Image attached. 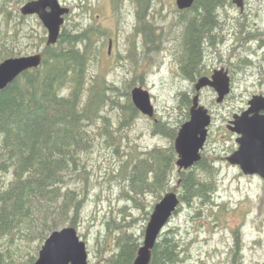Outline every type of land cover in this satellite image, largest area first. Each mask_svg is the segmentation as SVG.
I'll return each mask as SVG.
<instances>
[{
  "label": "rangeland",
  "instance_id": "374dc122",
  "mask_svg": "<svg viewBox=\"0 0 264 264\" xmlns=\"http://www.w3.org/2000/svg\"><path fill=\"white\" fill-rule=\"evenodd\" d=\"M26 1L28 0H23ZM59 1L70 8L69 14L65 15V26H92L98 32L95 35L97 55L89 64L87 86L113 87L115 89H108L107 93L117 95L123 104L128 103V100L133 102L131 92L135 87H141L151 95L154 116L140 112L129 126L119 130L116 128L119 122L117 116L121 115L119 109L105 107V114L115 124L111 128L114 140L120 142V148L122 146L125 151L131 152V158L134 153L170 146L168 138L154 133V122L162 119L179 130L182 123L188 120L190 108V104L181 100V94H188L191 99L195 95L181 71L184 25L180 18L184 14L177 7L176 0H145L146 19L155 26L156 46L145 45L141 31L139 1L144 0H119L116 8L115 0ZM228 1L219 11L221 24L217 29L219 37L228 38L222 49L226 54L229 53L228 46L233 40H229L230 34L237 31L240 22L244 21L239 9ZM19 8L17 3L8 4L0 0V62L8 57L41 52L44 47H37L33 43L21 46L9 42L16 35L15 27L20 23L26 29L33 30L37 41L36 36L40 34L47 38L48 31L41 20L33 15L26 16L22 21L19 16L21 11H17ZM248 9L250 26H255L254 23L257 22L259 27L255 29L264 31V0L248 4ZM258 9L259 14H255ZM20 32L17 37H20ZM3 43L8 47H15L21 54L6 57L7 51L4 50ZM221 44L219 47H222ZM212 53V58H215L220 50ZM243 53L246 54L240 52L241 55ZM260 56L254 59L259 61ZM237 61L238 57H235L234 62ZM211 64L225 65V61L221 63L217 57ZM240 72L237 68L233 69L235 76H239ZM262 76L258 66L250 68L246 79L242 78V81L236 83V89H239L230 94L222 106L217 104L218 95L212 90L205 89L200 93V102L206 108L215 109V119L209 127V137L202 152L206 161L214 167L216 186L213 202L200 213L197 207L184 205L172 216L165 228L179 229L183 259L181 264H264V181L242 173L222 158L230 154L228 147L232 143L228 131L224 129V114H220L231 112L247 101L255 91L263 90L264 86L258 83ZM241 86H247L248 89L244 91L240 89ZM92 135L95 137V145L88 153V178L85 181L88 200L76 228L80 238L86 242L88 264H111L108 259L119 250L117 238L123 232L132 233L138 238L143 234V242L147 223L160 199L155 201L156 198L151 193L137 196L133 194L135 199L128 198L123 193L124 188L128 189L123 180L124 175L121 177L118 174L120 166L128 157L127 153L117 156L114 146L107 143L104 134H99L96 130ZM174 141L175 139L173 145ZM196 165L187 171H198L199 167H195ZM179 172V167L175 165L166 192L179 193ZM129 190L130 188L127 191ZM148 210L151 213L147 218ZM118 222L123 224L119 227ZM44 241L33 237L29 239L24 234L14 237L0 235V264H28L32 257L36 260Z\"/></svg>",
  "mask_w": 264,
  "mask_h": 264
},
{
  "label": "trees",
  "instance_id": "16d2710c",
  "mask_svg": "<svg viewBox=\"0 0 264 264\" xmlns=\"http://www.w3.org/2000/svg\"><path fill=\"white\" fill-rule=\"evenodd\" d=\"M226 2L196 0L195 11L188 19L193 24L189 27V39H183L182 73L187 60L186 47L190 46L192 56L198 54L200 33L209 31L215 16L214 7L224 6ZM118 3L119 0H115V8ZM145 4V0L139 1L141 31L145 45L156 46L155 26L146 19ZM19 16L23 20L27 18ZM180 21L184 23L187 19L181 17ZM18 25L16 35L9 42L21 46L24 43L44 45L43 60L39 67L24 71L0 91V235L24 234L29 239L45 240L52 231L65 225L77 227L88 200L85 183L88 153L95 145L92 134L96 130L107 137V143L114 146L117 156L127 153L118 173L121 177L124 175L123 180L130 188L129 191L124 188L123 193L132 199L148 193L156 198L155 201L161 199L175 171L177 153L173 140L178 128L158 119L153 125L154 133L168 138L170 146L134 153L130 158L131 152L120 148V142L114 140L111 127L115 124L105 114V107L119 109L117 130L129 126L140 111L133 102L128 100L123 104L117 95L107 93L108 89H115L113 87L87 86L89 64L97 55L95 35L98 32L92 26L69 28L64 24L57 43L47 45L46 37L40 34L36 36L37 41L33 30L21 23ZM19 31L20 37H17ZM3 44L6 57L21 54L15 47ZM1 53L3 56V51ZM192 56L190 61H194ZM181 98L183 103L190 104L187 94L182 93ZM197 166L198 171L178 173L181 202L175 213L184 205L197 207L200 213L213 202L214 167L204 157ZM150 213L148 210L147 218ZM117 224L120 227L123 223ZM179 233L175 227L161 233L150 264L183 263ZM142 236L138 238L123 232L117 238L119 250L108 261L133 264L143 243ZM34 262L32 257L28 264Z\"/></svg>",
  "mask_w": 264,
  "mask_h": 264
},
{
  "label": "water",
  "instance_id": "95a60500",
  "mask_svg": "<svg viewBox=\"0 0 264 264\" xmlns=\"http://www.w3.org/2000/svg\"><path fill=\"white\" fill-rule=\"evenodd\" d=\"M194 1L176 0V4L182 10L191 7ZM233 1L238 6L243 5V0ZM69 12L70 8L63 6L59 0H29L21 8L22 15H37L46 27L48 31L47 45L57 43L65 23V15ZM42 60V52H37L30 55L8 57L1 61L0 91L24 71L39 67ZM206 85L214 86L218 90V102L223 101L230 92L228 77H222L220 72L214 74V80H210L206 76L200 78L196 88L199 91ZM131 95L133 104L141 113L154 116L155 108L147 90L135 87ZM262 101H264L262 95H255L250 102L252 105H256ZM260 108H264V105H260L257 110ZM248 113L249 111L244 112L238 116L237 121H234L237 127L233 130H237L241 134L238 139L240 145L239 149L228 157V160L233 164H241L245 174H259L264 178V116L256 115L248 118ZM211 123L212 115L208 108L200 104V95L197 93L193 97L190 107V117L182 123L174 141L177 153L176 165L180 171L188 170L202 159V150L207 142ZM180 202L179 193L168 191L155 204L146 226L143 243L138 249L133 264L151 263L153 249ZM33 264H88L86 242L80 238L75 226L70 225L56 229L45 239Z\"/></svg>",
  "mask_w": 264,
  "mask_h": 264
},
{
  "label": "flooded vegetation",
  "instance_id": "af4514ba",
  "mask_svg": "<svg viewBox=\"0 0 264 264\" xmlns=\"http://www.w3.org/2000/svg\"><path fill=\"white\" fill-rule=\"evenodd\" d=\"M256 1L257 0H243L242 6H238V4H236L233 0L228 1L229 3L231 2V4H233L235 7L239 9L240 17L244 19V21L240 22L241 23L240 28L237 31L233 32V34H230L231 36H229V40L232 38L233 40H232V43L228 46V50H227L229 52L228 54H226V52H222V49L224 46L223 44H226L228 40L227 36L225 35L226 37L221 38L219 37V34H217V29L219 25L221 24L219 11L224 6L214 7L215 12L213 14H215V16L214 18H212L213 21H211L209 31L200 33L198 54L197 55L195 54L194 56H192L190 54V46L188 45L186 47L187 54L185 56L187 60H186V63L184 64L183 75H184V79L190 83L191 90L195 93V95L197 93H199L200 95V93L205 89H210L218 95V90L214 86L206 85L198 91L196 88V85L200 78L206 76V77H209L210 80H214V74L216 72H220V75L222 77L224 78L228 77L229 84H230V92L225 96L224 100L221 102H218L216 99L217 104L219 106H222L226 102V99H228L229 95L239 89V88L236 89V83L239 81H242V78L246 79L249 73V69L252 68L253 66L259 67V71L263 76L261 77V79H259L258 83L264 86V31H260L259 28L258 30L255 29L259 27V23L255 22L254 23L255 26H250V23H249L250 13L248 9V4L250 3L252 4L253 2H256ZM26 2H23V0H6L5 3H8V4L17 3L18 7L20 6V8L17 9V11L19 10L21 11L22 6ZM9 8L11 9L12 7H8V9ZM195 8H196V0L194 1L191 7L185 8L182 10L179 9L180 11H183L184 18L187 19V22L183 23L184 38H187V39H189V34H190L189 27L193 25L188 19L190 18L191 13L195 11ZM259 12H260V9H258L255 12V14H259ZM220 43H222L221 44L222 47H219ZM214 50L216 51L220 50V53H218L217 57L219 58V61L221 63L225 61V65H220V66L213 65L212 66L211 62L213 61V59L217 58V57L212 58L214 56V53H212ZM240 52L241 53L246 52V54L243 53V55H241ZM191 56L195 57L194 61H190ZM258 56H260V60L256 61L254 58H257ZM235 57H238L237 62H234ZM234 67L241 71L239 73V76H235L236 74L233 73V69H235ZM240 89H243L245 91L248 89V87L246 86L242 88L241 86ZM255 95H262L264 97V89L261 90L260 92L255 91L251 95V97L247 99V101H245L241 106L235 107L232 111L230 110L231 112L227 111V113H220V114H224L223 115L224 129L228 131L229 140L232 143L228 147L230 149V154L228 153L222 158L228 161L231 164V166L240 169L242 173L244 172L242 170L241 164L231 163L228 160V157L232 155L234 152H236L239 149V145H240L238 139L241 136V134L237 130H233V128L237 127V124L234 121L238 120V116L242 115L244 112H247V111H249L248 118H252L256 115L264 116V108H260L257 110V108L260 105H264V101L257 103L256 105H252L250 102L251 99ZM189 100H191L190 102V107H191L193 103V98L191 99L189 96ZM200 104L202 103L200 102ZM208 110H209V113L212 115V122H213V120L215 119V109L208 108ZM189 117H190V108H189ZM202 158H203V152H202ZM249 175L261 178L264 181V178L260 176L259 174H249Z\"/></svg>",
  "mask_w": 264,
  "mask_h": 264
},
{
  "label": "bare ground",
  "instance_id": "6f19581e",
  "mask_svg": "<svg viewBox=\"0 0 264 264\" xmlns=\"http://www.w3.org/2000/svg\"><path fill=\"white\" fill-rule=\"evenodd\" d=\"M211 1H212V0H211ZM225 4H226V3H225ZM225 4H224V5H225ZM68 20H69V19H68ZM89 40H90V39H89ZM89 40H88V41H89ZM83 43H84V42H83ZM87 45H89V44H87ZM53 46H54V45H53ZM87 49H88V47H87ZM64 51H65V50H64ZM90 57H91V56H90ZM104 87H105V86H104ZM172 261H173V260H172Z\"/></svg>",
  "mask_w": 264,
  "mask_h": 264
}]
</instances>
